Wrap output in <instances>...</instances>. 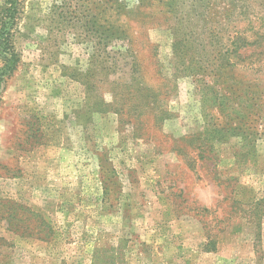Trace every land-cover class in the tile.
Listing matches in <instances>:
<instances>
[{
  "label": "rangeland",
  "instance_id": "1",
  "mask_svg": "<svg viewBox=\"0 0 264 264\" xmlns=\"http://www.w3.org/2000/svg\"><path fill=\"white\" fill-rule=\"evenodd\" d=\"M13 33L0 264H264V0H18Z\"/></svg>",
  "mask_w": 264,
  "mask_h": 264
},
{
  "label": "trees",
  "instance_id": "2",
  "mask_svg": "<svg viewBox=\"0 0 264 264\" xmlns=\"http://www.w3.org/2000/svg\"><path fill=\"white\" fill-rule=\"evenodd\" d=\"M4 4L5 5L0 10V61L2 63V65H0V89L13 74L17 68L18 62L13 33L18 15V0H4ZM244 42L249 44L246 40H244ZM234 44L236 45V42L232 43V45ZM36 217L39 219L37 228H45L49 226V223L39 213L36 214ZM212 242L214 241L212 240Z\"/></svg>",
  "mask_w": 264,
  "mask_h": 264
}]
</instances>
